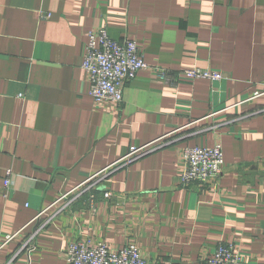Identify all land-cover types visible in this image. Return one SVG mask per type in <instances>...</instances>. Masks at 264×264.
Here are the masks:
<instances>
[{
    "label": "crops",
    "instance_id": "obj_1",
    "mask_svg": "<svg viewBox=\"0 0 264 264\" xmlns=\"http://www.w3.org/2000/svg\"><path fill=\"white\" fill-rule=\"evenodd\" d=\"M101 26L171 77L142 70L121 104L96 102L82 61ZM185 67L224 78L173 82ZM217 142L218 182L184 187V148ZM263 228L264 0H0V241L15 235L3 264H68L76 240L173 264L236 243L242 264H264Z\"/></svg>",
    "mask_w": 264,
    "mask_h": 264
},
{
    "label": "built area",
    "instance_id": "obj_2",
    "mask_svg": "<svg viewBox=\"0 0 264 264\" xmlns=\"http://www.w3.org/2000/svg\"><path fill=\"white\" fill-rule=\"evenodd\" d=\"M43 17H49V15H43ZM82 68L89 75L92 98L98 103L109 102L118 105L123 101L126 83L134 79L140 71L149 70L156 78L161 80H168L173 74V71L167 67L152 66L147 63L135 39L128 36L120 40L114 39L106 26H101L89 32L83 54ZM200 78L220 81L224 78V75L220 71L207 68L185 67L178 71L173 82L181 80L194 81ZM255 95H260V92L256 91ZM159 146L162 145L134 148L126 157L128 159L137 157ZM224 165V151L221 142H217L213 146L189 145L183 150V169L180 173L181 184L184 187H188L193 183L214 185L221 177ZM11 174V169H8L4 180L7 188L4 193L5 197L8 196V189L11 185ZM93 178L89 179L83 186L86 188L94 186L95 181H93ZM104 196L110 197L111 193L107 191ZM91 206L92 210L95 211L96 207L93 200ZM36 233L34 232L27 238L21 250L26 249L30 252L34 249ZM14 237L15 235L8 234L0 241V264H3L1 262V250ZM66 254L68 264H173L146 259L136 244L111 248L102 241L76 240L69 244ZM242 263L243 253L236 243H219L213 254L208 256L203 264ZM28 264H31L30 260Z\"/></svg>",
    "mask_w": 264,
    "mask_h": 264
}]
</instances>
